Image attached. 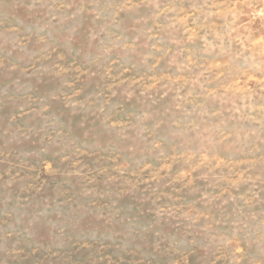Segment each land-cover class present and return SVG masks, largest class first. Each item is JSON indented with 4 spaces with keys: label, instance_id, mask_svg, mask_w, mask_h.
I'll return each mask as SVG.
<instances>
[{
    "label": "rangeland",
    "instance_id": "1",
    "mask_svg": "<svg viewBox=\"0 0 264 264\" xmlns=\"http://www.w3.org/2000/svg\"><path fill=\"white\" fill-rule=\"evenodd\" d=\"M0 264H264V0H0Z\"/></svg>",
    "mask_w": 264,
    "mask_h": 264
}]
</instances>
